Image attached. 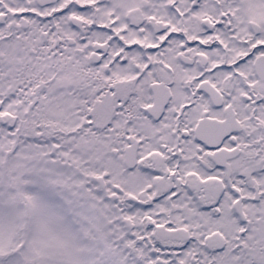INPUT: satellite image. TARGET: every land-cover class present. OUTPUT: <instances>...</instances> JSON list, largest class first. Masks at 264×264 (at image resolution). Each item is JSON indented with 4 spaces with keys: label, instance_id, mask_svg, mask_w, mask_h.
Instances as JSON below:
<instances>
[{
    "label": "snow or ice",
    "instance_id": "6c2138e0",
    "mask_svg": "<svg viewBox=\"0 0 264 264\" xmlns=\"http://www.w3.org/2000/svg\"><path fill=\"white\" fill-rule=\"evenodd\" d=\"M0 264H264V0H0Z\"/></svg>",
    "mask_w": 264,
    "mask_h": 264
}]
</instances>
